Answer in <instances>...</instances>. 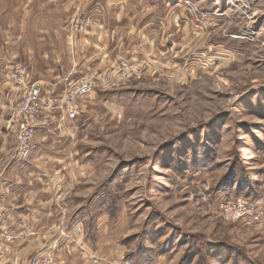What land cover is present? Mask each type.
Here are the masks:
<instances>
[{"label": "rangeland", "instance_id": "374dc122", "mask_svg": "<svg viewBox=\"0 0 264 264\" xmlns=\"http://www.w3.org/2000/svg\"><path fill=\"white\" fill-rule=\"evenodd\" d=\"M109 1L93 0L101 7ZM122 4L132 15L127 29L157 24L160 31L164 22L152 14L170 15L174 51L158 66L163 73L82 99L80 127L65 150L77 152V165H90L87 264H264V215L234 221L221 210L246 199L264 213V0ZM13 137L0 171L16 153ZM103 215L112 237L100 251ZM141 249L151 263L136 256ZM70 262L48 254L30 260Z\"/></svg>", "mask_w": 264, "mask_h": 264}, {"label": "crops", "instance_id": "0c3cea01", "mask_svg": "<svg viewBox=\"0 0 264 264\" xmlns=\"http://www.w3.org/2000/svg\"><path fill=\"white\" fill-rule=\"evenodd\" d=\"M122 1L112 0L101 7L93 0H0L1 154L7 152L12 136L17 147L12 118L26 95L24 86L11 78L15 67L25 68L29 81L40 83L46 97L59 98L88 72L108 69L121 59H154L157 66L171 62L175 35L170 23L165 26L170 15L152 14L153 22L157 17L164 22L163 29L159 25L160 31L157 24L153 25L156 22L147 24L155 26L149 30L134 26L127 29L132 15L124 11ZM58 9L68 12L57 14ZM79 14L90 17L92 26L72 34V19ZM84 103L82 99L78 102L80 114ZM49 120L50 125L38 130V150L26 161L15 160L14 153L7 158L9 166L0 171L4 229L15 238L0 264H30L33 257L47 254L70 264L92 262L93 246L86 242V224L92 220V210L83 203L91 195L86 185L91 177L90 165H77V152L68 154L65 150L72 143L69 136L74 134L75 124L65 123L60 129L57 118ZM75 127L79 129V119ZM63 208L68 212L66 220L65 216L61 218ZM108 222L107 215L98 220L100 251L110 239L108 231L103 230Z\"/></svg>", "mask_w": 264, "mask_h": 264}, {"label": "built area", "instance_id": "2783aa9c", "mask_svg": "<svg viewBox=\"0 0 264 264\" xmlns=\"http://www.w3.org/2000/svg\"><path fill=\"white\" fill-rule=\"evenodd\" d=\"M92 26V19L86 15H78L72 19L71 33L79 34ZM154 59H121L108 69H95L88 72L77 82L72 83L59 98H48L44 94L40 83H31L30 75L25 68L15 67L11 78L17 85L24 86L26 95L14 111L12 124L16 127L17 149L15 160L26 161L37 150L38 130L42 126L50 125L51 118H58L60 129L65 123L75 124L80 117L77 107L81 99L87 98L97 91L115 90L123 82L132 79H141L147 72L154 69V73H163L156 66ZM165 74V73H164ZM58 112V116L55 112ZM74 128V133L77 127ZM221 210L230 220L239 221L250 219L258 222L264 213L260 207L251 204L246 199H237L221 205ZM5 213L0 210V263L5 256L7 247L14 241L11 232L4 229Z\"/></svg>", "mask_w": 264, "mask_h": 264}, {"label": "trees", "instance_id": "16d2710c", "mask_svg": "<svg viewBox=\"0 0 264 264\" xmlns=\"http://www.w3.org/2000/svg\"><path fill=\"white\" fill-rule=\"evenodd\" d=\"M108 94H109V93L106 92V93H104L103 95H104V97H105V96H107ZM146 252H148V251L145 250V249H141V250L139 251V253L136 254V256L139 255L141 259H144V258L146 259V258H147V254H148V253H146ZM136 256H135V257H136ZM146 260L148 261V263H151V262L153 261L152 257H151V259H148V258H147Z\"/></svg>", "mask_w": 264, "mask_h": 264}, {"label": "bare ground", "instance_id": "6f19581e", "mask_svg": "<svg viewBox=\"0 0 264 264\" xmlns=\"http://www.w3.org/2000/svg\"><path fill=\"white\" fill-rule=\"evenodd\" d=\"M156 66H157V65H156ZM157 67H158V66H157ZM151 71H154V69H153V70L151 69V70L148 71L146 74H151V73H150Z\"/></svg>", "mask_w": 264, "mask_h": 264}]
</instances>
